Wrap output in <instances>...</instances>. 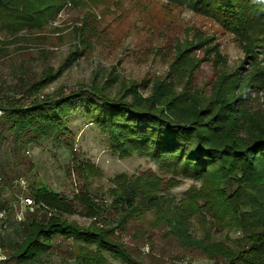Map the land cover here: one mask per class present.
<instances>
[{
  "label": "rangeland",
  "instance_id": "obj_1",
  "mask_svg": "<svg viewBox=\"0 0 264 264\" xmlns=\"http://www.w3.org/2000/svg\"><path fill=\"white\" fill-rule=\"evenodd\" d=\"M12 1L25 10L26 5L35 8L45 2L49 6L59 0ZM61 6L41 28L25 27L16 35L0 20V176L4 180L0 209L8 211L0 241L8 264H75L73 241L61 237L35 261L19 263L14 258L28 224L49 218L41 210L26 213L21 197L27 194L15 184L19 179L27 182L30 195L41 185L71 200L86 188L104 208L101 227L113 230L111 239L126 246L143 264H215L198 247L180 245L165 220L183 221L195 242L208 238L214 244L226 243L237 253L241 239L237 235L242 230L222 228L190 200L203 184L150 155L119 157L109 137L88 122L84 103L75 105L76 114L68 119L71 134L59 139L17 140L10 132L8 114L11 108L20 109L33 101L46 104L77 90L120 98L133 89L149 99L160 85L170 86L185 107L200 109L219 95L231 98L244 91L246 110L262 113L264 39L250 48L251 37H244L246 27H234L237 31L231 32L210 16L167 0H63ZM49 73L57 74L56 79L41 91L30 92ZM76 163L86 164L88 177L76 174ZM123 175L133 187L148 190L151 183L155 205L154 210L132 213L127 226L118 228L123 213L112 207L113 192L123 188L117 189L114 180H123ZM137 199L142 200L141 196ZM196 205L203 202L197 200ZM13 206L23 210L22 221L9 212ZM66 216L83 228L91 224L80 214ZM146 246L149 253L144 252ZM104 256L109 264H120Z\"/></svg>",
  "mask_w": 264,
  "mask_h": 264
},
{
  "label": "trees",
  "instance_id": "obj_2",
  "mask_svg": "<svg viewBox=\"0 0 264 264\" xmlns=\"http://www.w3.org/2000/svg\"><path fill=\"white\" fill-rule=\"evenodd\" d=\"M167 1L210 16L231 32L237 31L234 27H246L248 35L244 37H251L250 48L264 39V0ZM61 3L63 0L47 6L39 2L35 8L26 5L24 10L12 0H0V20L14 35L25 27L32 31L47 23ZM56 77L57 74H47L30 92L41 91ZM243 93L231 98L219 95L200 109L185 107L183 98L176 96L170 86H156L149 99L138 96L133 89L120 98L77 90L46 104L33 101L20 109H9L10 132L17 140L63 138L71 134L67 125L76 114L75 105L84 103L85 117L109 137L114 153L121 158L150 155L166 161L179 175L203 184L204 188L190 199L197 211L213 218L222 228L236 227L243 234L235 253L226 243L214 244L208 238L193 241L181 220L163 221L180 245L198 247L215 264H264V112L247 111ZM76 165V174L82 179L88 177L86 164ZM120 178L123 180L114 181L117 189H123L113 192L112 203L116 211L123 213L118 228L127 226L132 213L154 210L155 205V195L149 190L151 183L147 190L130 185L125 175ZM32 195L38 210L44 206L53 216L33 219L28 224L14 252L19 263L35 261L52 249L55 238L61 237L73 241L75 264H109L105 254L120 264H143L126 246L111 239L113 230H104L92 221L100 220L104 208L86 188L77 191L71 200L41 185L32 189ZM197 200L203 205H196ZM77 214L90 219L91 224L83 228L66 218Z\"/></svg>",
  "mask_w": 264,
  "mask_h": 264
},
{
  "label": "built area",
  "instance_id": "obj_3",
  "mask_svg": "<svg viewBox=\"0 0 264 264\" xmlns=\"http://www.w3.org/2000/svg\"><path fill=\"white\" fill-rule=\"evenodd\" d=\"M40 99L42 100L43 98H40ZM2 115H3V113L0 111V118L2 117ZM15 184L21 188L23 194H27L26 196L21 197V201L23 203V207L25 208L26 213L34 214L38 210V208L35 204L33 195H30L27 182L24 179H19L15 182ZM3 185H4L3 177L0 176V189H2ZM11 211H13L15 213V217L17 220L22 221L23 216H24L23 210H18L17 208H15L13 206L10 208L9 212H11ZM41 211L44 212L48 217L53 216V212L44 206H42ZM7 219H8V211L5 209H0V232L6 228ZM92 221L96 222L97 225L99 227H101L99 220L92 219ZM237 236L242 238L243 235L239 232ZM144 252H146V253L150 252L149 246H146L144 248ZM0 264H8V258L6 256V253H5L3 246L1 244V241H0ZM184 264H188V263L185 262Z\"/></svg>",
  "mask_w": 264,
  "mask_h": 264
}]
</instances>
